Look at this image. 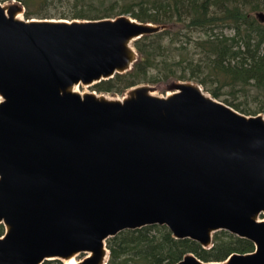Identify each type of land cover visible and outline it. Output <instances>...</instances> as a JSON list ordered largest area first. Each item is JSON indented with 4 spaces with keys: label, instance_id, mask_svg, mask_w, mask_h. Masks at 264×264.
Segmentation results:
<instances>
[{
    "label": "water",
    "instance_id": "water-1",
    "mask_svg": "<svg viewBox=\"0 0 264 264\" xmlns=\"http://www.w3.org/2000/svg\"><path fill=\"white\" fill-rule=\"evenodd\" d=\"M23 12L0 3V264H107L108 238L153 224L204 248L219 230L255 245L177 264H264V115L193 81L166 96L147 84L122 99L77 91L130 71L135 41L166 26Z\"/></svg>",
    "mask_w": 264,
    "mask_h": 264
},
{
    "label": "trees",
    "instance_id": "trees-1",
    "mask_svg": "<svg viewBox=\"0 0 264 264\" xmlns=\"http://www.w3.org/2000/svg\"><path fill=\"white\" fill-rule=\"evenodd\" d=\"M16 1L24 6L27 19L52 18L53 10L69 4L73 19L128 15L171 28L136 40L139 58L133 68L94 85L98 93L125 94L141 84L195 81L242 113L264 114V23L256 16L264 11V0ZM239 99L257 100L259 106ZM4 232L0 223V236ZM107 246V264H177L190 253L205 262H218L235 252L255 250L251 240L227 230L215 232L213 245L204 248L190 238H175L159 224L121 231L107 239Z\"/></svg>",
    "mask_w": 264,
    "mask_h": 264
},
{
    "label": "rangeland",
    "instance_id": "rangeland-1",
    "mask_svg": "<svg viewBox=\"0 0 264 264\" xmlns=\"http://www.w3.org/2000/svg\"><path fill=\"white\" fill-rule=\"evenodd\" d=\"M20 3L16 0H0V3L3 5H9L11 3ZM70 5L69 4H63L62 7L56 8L55 10H53V12L56 14V16L50 18V19H65V20H73V16L71 14V10H70ZM21 17H25L24 12L20 14ZM63 17V18H61ZM66 17V18H64ZM26 18V17H25ZM74 19H78V20H85V19H80V18H74ZM166 29L171 30V28L169 26H166ZM225 32L227 34H231V30H225ZM176 80H171V81H161L158 83H147V85H150L154 88L153 94L158 95V96H166L169 93H171L172 91L170 90V85L171 83H173ZM195 82V81H193ZM198 83V82H197ZM200 84V83H199ZM81 92L86 93V92H96V90L94 89V87H80L79 89ZM205 90V89H204ZM207 93H209L208 91H206ZM100 94V93H99ZM101 94H105L108 97L111 98H119L122 99L125 94H110V93H101ZM210 94V93H209ZM212 95V94H211ZM242 101H248V104L252 107H258L259 103L257 100L254 99H239ZM263 114V113H261ZM264 115V114H263ZM259 219L264 220V214H261ZM85 256V254H80L78 256H76V261L78 262L79 260L83 259ZM215 262V261H212ZM54 264H65V260H61V259H57L54 260L53 262Z\"/></svg>",
    "mask_w": 264,
    "mask_h": 264
},
{
    "label": "bare ground",
    "instance_id": "bare-ground-1",
    "mask_svg": "<svg viewBox=\"0 0 264 264\" xmlns=\"http://www.w3.org/2000/svg\"><path fill=\"white\" fill-rule=\"evenodd\" d=\"M76 90L78 91V88H76ZM77 261H76V256L70 258V259H67L65 260V264H76Z\"/></svg>",
    "mask_w": 264,
    "mask_h": 264
},
{
    "label": "built area",
    "instance_id": "built-area-1",
    "mask_svg": "<svg viewBox=\"0 0 264 264\" xmlns=\"http://www.w3.org/2000/svg\"><path fill=\"white\" fill-rule=\"evenodd\" d=\"M80 87H88V86L81 85V86H78L77 88L80 89Z\"/></svg>",
    "mask_w": 264,
    "mask_h": 264
},
{
    "label": "flooded vegetation",
    "instance_id": "flooded-vegetation-1",
    "mask_svg": "<svg viewBox=\"0 0 264 264\" xmlns=\"http://www.w3.org/2000/svg\"><path fill=\"white\" fill-rule=\"evenodd\" d=\"M85 257V256H84Z\"/></svg>",
    "mask_w": 264,
    "mask_h": 264
}]
</instances>
